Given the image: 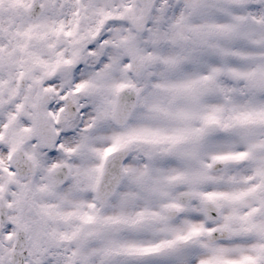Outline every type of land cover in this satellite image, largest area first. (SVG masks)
<instances>
[{
    "label": "snow or ice",
    "instance_id": "snow-or-ice-1",
    "mask_svg": "<svg viewBox=\"0 0 264 264\" xmlns=\"http://www.w3.org/2000/svg\"><path fill=\"white\" fill-rule=\"evenodd\" d=\"M0 264H264V0H0Z\"/></svg>",
    "mask_w": 264,
    "mask_h": 264
}]
</instances>
